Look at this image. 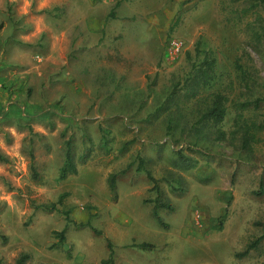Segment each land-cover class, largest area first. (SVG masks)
I'll return each instance as SVG.
<instances>
[{"label":"rangeland","instance_id":"rangeland-1","mask_svg":"<svg viewBox=\"0 0 264 264\" xmlns=\"http://www.w3.org/2000/svg\"><path fill=\"white\" fill-rule=\"evenodd\" d=\"M262 97L264 2L0 0V264H264Z\"/></svg>","mask_w":264,"mask_h":264},{"label":"trees","instance_id":"trees-1","mask_svg":"<svg viewBox=\"0 0 264 264\" xmlns=\"http://www.w3.org/2000/svg\"><path fill=\"white\" fill-rule=\"evenodd\" d=\"M256 2H264V0H255ZM118 4V2L116 3V5ZM199 44L200 41H197V43L195 44V50L196 52L199 51ZM190 54V53H188ZM210 52H207V54L203 57V59L200 61L199 66L197 71H199L198 73V77L199 80L204 81L205 83H208L211 80V77L213 76V74L215 73V57H210ZM194 65V64H193ZM194 67V66H193ZM237 68L239 70H241V66L239 64H237ZM241 75L243 78H245V73H243V71L241 70ZM226 97L224 95H222L219 92H214L212 95V99H211V104L210 106L203 112V114L201 115V119L204 120H209V121H213L214 123H220L223 121V119L225 118L226 115ZM261 100H264V97L262 98H256L255 100L252 101V105L254 107H257L259 105V103L261 102ZM247 104H251V103H247ZM245 104V105H247ZM244 105V106H245ZM255 128L257 129H262L264 128V121H262L261 123L257 124V125H253ZM249 131V126H246L245 129V136H243L242 138V144L243 147H246L249 142H250V135L248 134ZM1 158V156H0ZM31 159L33 160L32 156ZM137 160H138V164H137V170H143L147 173L149 180H151V182L155 183V179L152 177L151 173L145 169L144 167V160L143 158H141L140 156H137ZM33 167V164L31 165ZM34 168V167H33ZM77 172V166L74 160V153H73V145H72V141L71 139H67L66 141V149H65V154H64V161L61 165V167L59 168V178L60 179H64L66 178L68 175L70 174H75ZM126 172V169H122L118 172H114V173H110V175L108 176V185H109V189L111 190V192L115 195L116 192V181L118 176L124 174ZM64 196V194H62L59 198V200L57 201V203H60L62 197ZM57 203H51L50 205H39L40 208L44 209V210H56V205ZM159 207H163V208H168L169 204L168 203H163L160 202L158 198H156L154 200V205H153V210H152V215L156 218V220L158 221V223L163 226V227H167V225L162 221V219L158 216L156 209ZM224 217V215H223ZM222 217V219H223ZM66 221L70 222L71 219L68 217L67 213H66ZM80 225H89V222H87L86 224L84 223H80ZM263 225V229H264V222L262 223ZM92 231H94L97 234H100V231H98L96 228L91 229ZM53 234L56 238H58V241L61 243L63 242L64 238H65V230L62 229L60 231H53ZM264 236V230H263V234L262 236H259L257 239H255L254 241H252L247 248L243 251V255L246 254L251 248L255 247L256 244L262 239V237ZM107 246L109 248V257L106 260H103L104 264H111L112 262V256H113V246L110 240H107ZM136 246L140 247V248H151V243H147V242H141L139 244H137ZM28 259V255L23 253L21 254L15 264H25V262Z\"/></svg>","mask_w":264,"mask_h":264}]
</instances>
